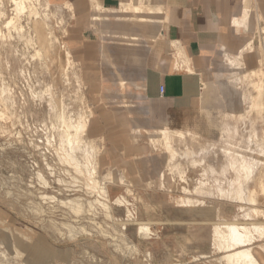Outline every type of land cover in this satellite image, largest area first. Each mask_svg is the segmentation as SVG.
Returning <instances> with one entry per match:
<instances>
[{
    "label": "rangeland",
    "instance_id": "rangeland-1",
    "mask_svg": "<svg viewBox=\"0 0 264 264\" xmlns=\"http://www.w3.org/2000/svg\"><path fill=\"white\" fill-rule=\"evenodd\" d=\"M45 1L49 2L48 7ZM2 2L0 8L4 13L0 15V203L10 214L13 213L12 220L10 219V233L18 230L17 225L42 229L49 235L50 242L57 247H68V256L74 257L77 262L74 264H221V252L212 241L213 223L234 218L244 221L249 217L244 216L245 213L240 211L237 203L227 204L211 200L212 203L203 208H186L180 207L178 202L186 196L183 187L194 191L200 180L206 182V188L215 191V177L210 174L205 176L203 171L206 167L208 169L209 163L217 169L222 167L225 160L219 148L229 146L226 142H232L236 147H245L248 132L254 128L260 136L264 135V111L256 108L248 113L250 103L241 98V92H247L252 97L257 96L250 82H240L233 89L224 90L221 84L226 83L227 78L217 77L216 72L218 69L224 70L228 60L225 57L220 58L213 67L214 71L205 77L210 87V92L207 93L210 95H207L205 105L199 102L198 110L185 118L191 121L193 118L204 119L203 116H207L202 107H214L213 89L214 84H217L221 87L219 90L226 102H232L235 108V114L230 113L228 109L226 122L232 128L236 126L239 133L233 131L231 140L221 142V134L209 128L199 133V140H195L190 134L182 139L175 132L177 130L170 129L172 146L178 154L175 160H172L164 140L150 139L154 128L160 126L154 127L143 121L142 111H139L141 109L132 108L130 99L120 102L122 99L91 97L92 89L88 88L81 71L82 66L71 49L72 13L68 12L67 8L54 7L49 0L34 1L29 4L25 13L17 17L13 1ZM144 2V10H148L149 3L152 6L158 2L162 4L161 0ZM13 16L17 17L16 27H5V22ZM133 24L135 29L140 26L136 21H133ZM96 26L106 29L98 24ZM126 29L131 30L126 24L118 32ZM143 29L141 27L139 33ZM110 30L114 31V27L111 26ZM260 34L264 41V34ZM67 54L70 57H67ZM68 58L71 59L69 64ZM139 105L141 107L143 104ZM122 111L130 112L129 115L133 119V123L129 125V135L114 137L99 131L97 125L99 117H105L103 113L115 112L116 115H121ZM87 112L92 115L85 138L95 148L91 152L94 159H91V167L96 165L95 177L98 185L93 183L89 173H86L87 161L83 151L75 152L81 164L77 166L76 162L67 157L61 141V134L66 131L64 121L75 122L84 115L86 117ZM245 113H248L246 122L240 118V115ZM108 117L111 118L110 115ZM121 120L126 122L124 116ZM175 127L174 125L173 128ZM244 129L246 132H243ZM130 141L143 148L131 146ZM211 143H216L215 149L210 148ZM115 147H123V151H117ZM201 148H210L204 162L207 164L194 165L190 158L184 157L185 151L199 152ZM197 156L195 158L199 160L201 156ZM252 156L260 157L259 159L264 161V156L256 152ZM176 164L183 174L180 175L174 168ZM157 165H160L163 171H157ZM260 168L258 177L255 176L246 187L249 191L256 192L258 203L255 206L258 205L256 208L264 214V190L261 185L262 183L264 186V166ZM109 172L114 174L113 179L121 181L113 185L108 183L106 175ZM232 175L229 174L228 178ZM221 179L224 182L225 179ZM104 184L108 188V195L100 194L92 187L96 185L104 188ZM197 196L198 194L194 195ZM121 197L126 198L127 202L117 204V199ZM75 199L83 205V211L78 212L80 214L68 205ZM97 200L109 204L111 211L101 206ZM249 207L251 206L244 205L245 210ZM129 216L133 220H130ZM249 216L257 218L252 213ZM253 219L251 220L254 221ZM141 222L151 223L149 226L152 232L146 240L140 239L137 233ZM260 239L261 237L255 234V240ZM4 246L0 248L2 252L5 251L2 256L0 254V264H25L13 256L11 248L7 250ZM260 256L264 260L263 252ZM261 264L264 262L261 261Z\"/></svg>",
    "mask_w": 264,
    "mask_h": 264
},
{
    "label": "crops",
    "instance_id": "crops-1",
    "mask_svg": "<svg viewBox=\"0 0 264 264\" xmlns=\"http://www.w3.org/2000/svg\"><path fill=\"white\" fill-rule=\"evenodd\" d=\"M49 1L54 7L66 9V2L74 6L73 12L68 11L72 13L70 45L92 89L91 97L122 99L120 102L130 99V107L141 109L143 121L154 127L203 133L208 129L204 119L190 121L185 116L198 110L205 77L214 71L218 60L227 55L235 58L253 39L252 49L240 59L242 71L257 70L264 64V41L260 36L264 31V0H161L165 21L161 30H155L156 39L144 28L134 44L123 41L133 40L135 32L130 29L115 33L93 25L91 20L98 12L113 22L118 16L131 19L121 12L123 0H95L102 7L100 11L90 0ZM136 51L142 54L137 60L139 65L135 62ZM129 113L105 112L97 128L114 137L129 135L133 123ZM132 141L131 146L143 148ZM115 148L123 151V147ZM9 212L0 203V248L6 244L4 247L12 248L14 256V245L22 252L18 259L25 264L77 263L68 256V247H57L42 229L17 225L18 230L10 233L13 213ZM4 253L0 249L1 256Z\"/></svg>",
    "mask_w": 264,
    "mask_h": 264
},
{
    "label": "bare ground",
    "instance_id": "bare-ground-1",
    "mask_svg": "<svg viewBox=\"0 0 264 264\" xmlns=\"http://www.w3.org/2000/svg\"><path fill=\"white\" fill-rule=\"evenodd\" d=\"M12 1L15 5V7H14L15 14L18 17L27 11L26 9L29 7V4H31L34 1L38 2L40 0H12ZM90 1L92 3L93 7H95L99 11L102 9V7L95 2V0H90ZM45 2H46V6L48 7L49 2L48 1H45ZM2 3H3L2 0H0V4H2ZM144 5H145L144 0H123L121 12L127 13L129 16H131V19L124 20V18L122 16H118V18L115 17V19H117V20H115L116 22H113L109 17H106L105 15L104 16L106 18H103L101 13L98 12L99 14L97 13L96 15H93L91 20H92L93 25L96 26L98 24V25H101L102 27L104 26L106 28V30H110L111 26H113L115 33H117L119 30L123 29L125 27V25L127 24V27L131 28V30L133 29L132 32H135V36H134L133 40L123 38V41H126L127 44L130 42H132L134 44V41L139 39L138 35L140 34L139 30L141 27L147 28V30L151 32L150 37H152L154 39L155 30L157 28L160 29V27L163 25V23L165 21V12L162 8L163 5L160 2H158L156 5L152 6L151 3H149V4H147L149 6L148 10H144ZM0 7H2V6L0 5ZM65 7L69 11H72V12L74 11V6L71 3L66 2ZM1 13L3 14L4 12H1V8H0V15H1ZM35 14L38 15V13H35ZM17 17L13 16L11 19L7 20L5 22V27H7V28H10L11 26L16 27ZM133 21H136V23L140 25L137 29H135ZM110 23H114V24L111 25ZM123 24H125V25H123ZM49 33H51V32H49ZM1 34H2V30L0 27V36H1ZM118 37H120V36L118 35ZM132 43H130V44H132ZM42 44H44V43H42ZM252 44H253V39L250 40L249 43L245 47H243V49L233 59L229 58L227 55L226 59L228 61L226 62L227 63L226 68L224 70H221L217 74V77H225V79L227 78V80H228V81L226 80V83L224 82L221 84V87L223 86L224 90H227V89L231 90L234 88L235 85H237L240 82H242V84L245 82L246 83L250 82L253 89L257 92V96L252 97L247 92H244V93L241 92L242 100L244 102L248 101V104L250 103V106H249L250 109H249L248 113H250L252 110H254L256 108L262 110V112L264 111V64L257 70L254 69V70H249V71L243 72L242 68H241V62L242 61L240 59L243 57V54L245 51H247L248 49L249 50L252 49ZM146 52H145V54H146ZM69 55L67 57H70ZM141 56H142V54L140 52H137L134 56L135 59L137 58L135 62H137V60H141ZM70 61H71V59L68 58V64L70 63ZM259 61H261V63H262V59ZM138 65H139V63H138ZM254 78H257V79L255 80ZM221 87L218 86L217 84H214V89H213L214 90V104H215L214 107L212 105H209V106L207 105V106L202 107V110H204L205 113L207 114V116H203L206 125L208 126V128L210 130L212 129V130L220 133L221 137H222L221 142H223L224 140H226V141L231 140V133L233 131L236 133H239V130L236 126L234 128H232L231 125L228 122H226V118L228 117V109H229L230 113L235 114V108H234L232 102H230V103L226 102L225 98L223 97V95L221 94V92L219 90V89H221ZM209 88H210L209 85L207 83H204L203 94H202L203 96L201 99L202 101H200V103L202 102L203 105H205L204 103L207 101V95H210V94H207L210 92ZM234 90H236V89H234ZM254 98H257V99L254 100ZM244 112H246V111H244ZM248 113L240 115V118L244 122H246V120H247L246 118L248 115H246V114H248ZM91 115H92L91 113L87 112L86 117H84L85 116L84 115L81 119H78L75 122L74 121L72 122L71 120H69V122L67 123V121L64 119L66 131L63 134H61V141H62L63 147L66 150L67 157L70 160H73L74 163L76 162L77 166H79L81 164L78 161V159L75 155V152L77 150L83 151L84 158L87 161V163L85 164L86 165L85 169L87 170L86 173L87 174L89 173V175H90L89 178L91 179V181L93 183L96 184L98 182L96 177H95L96 173H97V171L95 169L96 165L94 167H91V159H93L91 157V152H93L95 148L93 145H91V143L88 141V139L85 138V135H87V132L89 129V125H90V121H91L90 120ZM140 129L141 128H139V130ZM175 132H177L178 135L180 136V138H182V139H185L187 134L192 135L195 140H199V138H201L198 133H195L192 131L177 130ZM243 132H246V130L244 129ZM171 133H172V130H170L169 128H162V127L157 128V129H154L153 132H151L150 139L154 140V141L164 140L165 146L167 147V149L171 153L172 160H175V158L178 154H177V151L172 146V134ZM218 140H220V139H218ZM245 141L247 143V145L245 147H243L242 145H239L236 147L233 144H231L232 142L231 143L226 142V143H228L229 146H222L221 148H219V151L222 152V157L225 160V163L222 165V167L220 169H217L214 165H212L210 163L207 165L208 169H207V167H206V169L204 168L203 172H204L205 176H208L210 174L211 177L212 176H213V178L215 177V182L217 183L215 191H212V189H210V188H206L205 187L206 182L203 180H200L198 182L199 186L195 187L194 191L190 190L187 187H183V190H184V193L186 194V196L184 198H181L180 201L178 202V205L180 207H186V208H195V207L196 208H203L207 204L212 203L211 200H217L219 202L221 201V202L227 203V204H228V202L237 203V204H239L240 211L243 210L242 212L245 213L244 216H248L249 218L253 219V217L252 216L250 217L249 215H251V213H252V215H256L257 218L253 219L254 221H252L251 219H250V221H248L249 218L247 217L248 219L245 218L246 220H244V221H242L238 218L237 219L234 218L233 220L225 219V220H219V222L213 223L212 241H213V245L218 249L219 252H221V257H219V263H221V264L222 263H224V264H261V261L264 262V260H262L260 258L261 257L260 255H262V252L264 253V220H263L264 214H262L260 212L261 210L259 211V209L256 208V207H258V205L255 206L256 203H258L257 199H256V197L258 195L255 196L256 192L254 193V191H252V190H251L252 191L251 192L246 187V184H248L255 176L258 175L257 172H258L259 168L262 165L264 166V161L259 159L260 157L255 158L256 156L255 157L252 156V154L255 152L260 154L261 156H264V135L260 136L258 134L257 130L254 128L253 130H249ZM204 142H206V140ZM210 146H211L210 148L215 149L216 143H211ZM253 146H255V147H253ZM210 148H201L199 152H193L191 150L185 151L184 157L188 158V159L190 158L191 163H193L194 165L199 164L202 166L204 164V162H206L205 158L208 157L207 154L209 153ZM197 155L201 156V158L199 160L196 159L198 157ZM96 161H97V158H96ZM160 161L161 160H159V162ZM205 164H207V163H205ZM174 168H176L179 171L178 173L180 175L183 174L182 171H180L181 169L179 168L178 164L174 165ZM155 169L157 171H163V168L160 167V165H157ZM261 172H263V171H261ZM229 174H233L230 179L228 178ZM163 175H165V174L163 173ZM163 175H162V177H163ZM39 176H40V174H39ZM106 177H107L108 183H110L112 185H113V183L116 184L117 182L121 181V180L116 181L115 178L113 179L114 174L112 172H109L106 175ZM181 178H183L182 180H184L183 175L181 176ZM221 178H223V180L225 179L224 180L225 183L222 181ZM119 179H120V177H119ZM183 182H185V181H183ZM97 185H98V183H97ZM261 185H262V190H264V186L262 183H261ZM92 187L94 189H96L100 194L106 193L108 195L107 186L104 188L100 187V186H96V185L92 186ZM129 189H130V187H129ZM127 193H128V191H127ZM106 194H105V196H106ZM196 194H198V196L194 197V195H196ZM41 197H44V196H41ZM97 202L101 206H104L105 208L110 210L111 207L106 202L99 201V200H97ZM126 202H127V199L124 197L117 199V204H124ZM63 203H65V202L63 201ZM90 203H91V201H90ZM68 205L71 206V208L74 211H76L77 213L78 212L81 213V211H83V205H82V203H80L79 200L75 199L74 201H70ZM88 205H90V204H88ZM244 205H250L251 207H249L248 210H245ZM112 209H113V207H112ZM152 209H154V207ZM80 213H78V214H80ZM129 214H130V212L128 213V215ZM218 214H219V212H218ZM129 219H130V216H129ZM131 219H132V217H131ZM223 219H224V217H223ZM149 224H151V223H149V222L148 223H144V222L139 223L137 233H138L140 239L146 240L150 237V234L152 231H151ZM124 226L126 227V225H124ZM84 230H82V231H84ZM255 234H257L259 237H261V239L258 241L255 240ZM136 249H137V247H136ZM13 250H14V257L15 258H22V252H20L19 249L16 248L14 245H13ZM196 259H195V261H196Z\"/></svg>",
    "mask_w": 264,
    "mask_h": 264
},
{
    "label": "built area",
    "instance_id": "built-area-1",
    "mask_svg": "<svg viewBox=\"0 0 264 264\" xmlns=\"http://www.w3.org/2000/svg\"><path fill=\"white\" fill-rule=\"evenodd\" d=\"M262 33L264 34V31ZM161 91L163 92V89Z\"/></svg>",
    "mask_w": 264,
    "mask_h": 264
}]
</instances>
